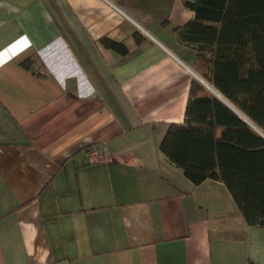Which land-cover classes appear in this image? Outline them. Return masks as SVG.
Returning a JSON list of instances; mask_svg holds the SVG:
<instances>
[{
	"label": "crops",
	"instance_id": "1",
	"mask_svg": "<svg viewBox=\"0 0 264 264\" xmlns=\"http://www.w3.org/2000/svg\"><path fill=\"white\" fill-rule=\"evenodd\" d=\"M194 16L183 0H0V264H264V225L161 151L194 81L251 125L178 39Z\"/></svg>",
	"mask_w": 264,
	"mask_h": 264
},
{
	"label": "trees",
	"instance_id": "2",
	"mask_svg": "<svg viewBox=\"0 0 264 264\" xmlns=\"http://www.w3.org/2000/svg\"><path fill=\"white\" fill-rule=\"evenodd\" d=\"M183 1L195 16L176 30L194 48L196 69L264 132V0ZM103 43L123 54L132 47L127 39ZM161 151L196 184L223 181L246 222L264 225V136L199 82Z\"/></svg>",
	"mask_w": 264,
	"mask_h": 264
},
{
	"label": "built area",
	"instance_id": "3",
	"mask_svg": "<svg viewBox=\"0 0 264 264\" xmlns=\"http://www.w3.org/2000/svg\"><path fill=\"white\" fill-rule=\"evenodd\" d=\"M90 158L92 160H102V161H109L110 160V155L107 151H102L101 153L97 152V151H93L90 154Z\"/></svg>",
	"mask_w": 264,
	"mask_h": 264
},
{
	"label": "water",
	"instance_id": "4",
	"mask_svg": "<svg viewBox=\"0 0 264 264\" xmlns=\"http://www.w3.org/2000/svg\"><path fill=\"white\" fill-rule=\"evenodd\" d=\"M249 122L251 123L252 126H254L256 129H258L260 134H262L264 136V132L260 128H258L252 121L249 120Z\"/></svg>",
	"mask_w": 264,
	"mask_h": 264
}]
</instances>
